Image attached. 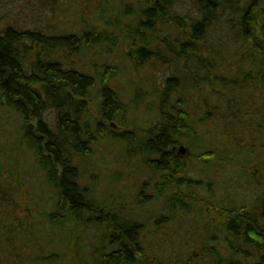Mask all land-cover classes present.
<instances>
[{"label": "trees", "instance_id": "1", "mask_svg": "<svg viewBox=\"0 0 264 264\" xmlns=\"http://www.w3.org/2000/svg\"><path fill=\"white\" fill-rule=\"evenodd\" d=\"M123 12L124 19L137 15L126 59L135 68L152 60L176 68L161 90H152L153 101L137 92L133 104L126 103L109 84L116 67L76 69L66 55H55L102 45L111 54L117 45L111 33L92 26L82 34L56 35L15 25L0 29V199L10 208L7 214L5 202L0 205L1 251L16 252L23 243L28 264H264V176L254 180L260 174L255 145L249 144L247 155L236 146L244 118L251 116L257 129L264 120V0H144L139 12ZM89 101H98L97 118ZM136 101L156 115L151 128L128 120ZM106 144L141 157L152 173L130 204L98 201L95 183L82 182L79 163ZM181 148L191 154L182 156ZM220 162L228 167L226 186L203 177ZM37 173L44 179L39 183ZM243 176L255 183L253 200L224 198L221 190L235 189L233 178L241 183ZM27 177L42 187L38 194L32 188L33 209L32 192L23 193L29 199L23 206L17 197ZM201 198L220 216L212 220L216 245L171 257L161 229L178 214L189 216Z\"/></svg>", "mask_w": 264, "mask_h": 264}, {"label": "rangeland", "instance_id": "2", "mask_svg": "<svg viewBox=\"0 0 264 264\" xmlns=\"http://www.w3.org/2000/svg\"><path fill=\"white\" fill-rule=\"evenodd\" d=\"M143 3L144 0H0V29H4L9 25H15V27L19 26L25 29H40L46 31L50 35H56L71 33L82 34L88 30V27L91 28L92 26L94 31H105L106 34L111 33L117 40V45L111 49V54L109 53L110 50H108L105 45H102L88 52L83 49L79 52V55H75V53L65 54L63 52H57L55 55L60 57L66 55V63L69 64L70 67L76 69H80L84 66L87 67L92 64H94L96 68L98 67V69H101L100 71L104 69L111 71L117 68L119 73L109 84L114 85V88L121 92L126 103H132L130 100L133 99L137 92L146 93L149 100L153 101L150 97L152 90H159L167 78L173 77L176 74V68L174 64L162 65V63L157 60L146 63L144 67L137 66L135 68L132 61L126 59V42L128 40L130 41V34L136 29L137 15L130 19H124L123 10L125 7H128L130 11L139 12V8L143 6ZM192 6V3L188 4L189 8ZM182 12L184 13L183 9ZM182 12L180 13L183 14ZM109 21L112 23L109 24ZM105 66H108V68H105ZM89 71H91V69ZM91 73L93 75L95 72L92 71ZM99 83L101 82L97 81L98 86L96 85V87L91 90L92 99L96 98L95 94L96 90L100 87ZM88 103L90 113L97 118L98 101H89ZM133 107L134 109L131 110L128 115V120L130 122L134 120L138 121H135V123L141 125L142 128H151L155 123L156 115L147 112V106L144 101H136ZM53 117L54 115L50 116L52 122ZM260 120L258 124L259 129H257V127L251 125V123H253V118L251 116L244 118L245 122H243L242 125L245 131H242V128L239 129L240 132L237 134L238 140L236 142V146L246 155L249 151V144L252 143L255 145L254 151L258 158L256 162L258 163L257 167L260 173L259 176H256L254 179L256 181L261 178V175L264 176V120ZM223 145L224 142H222V147ZM181 154L184 157H188L191 152L188 151L187 155L186 150L181 152ZM222 163L220 162L215 168H210V171L213 172L212 175H204L203 177L207 181L209 178L212 182L220 183L222 181L223 183H227L230 179L228 178L227 180L229 171L225 164V167L222 166ZM78 166L80 168L82 182L84 184H88L91 181L95 183L94 189L98 201L112 200V198H114L115 201L117 198L121 203L125 202L128 204L134 199L136 190L139 189L143 183L151 181L152 175L143 164L141 157H128L126 152L119 149L117 145L108 146L106 144L104 146H97L96 152L91 159L79 163ZM214 170H218V173ZM223 173H225L224 177H222ZM116 176L120 178L119 182L115 181ZM198 176L200 175L197 174V177ZM33 179H36L37 183H39L40 180H44L43 175L38 173ZM30 180L32 181L29 177L23 179L25 186L17 196L20 199L21 206H23V202L29 200H25L24 192L27 193L29 190L27 193L29 194L32 192V188H35L33 190L38 194V191L42 189L40 185L33 187L32 183L28 182ZM233 181L232 186L238 184L235 189H227L226 191L221 190L224 198L235 201L238 200L239 202L251 196L253 200V195H250L249 190L255 183L244 176L241 177V183L237 182L234 178ZM261 181L264 182V179ZM150 189L147 190V193L152 192ZM226 192L228 195H226ZM30 195H32L33 202H31V208L33 209V205H35V196L33 192ZM217 195L221 196L219 192ZM45 196L46 197L42 198L43 201L41 206L49 201L48 195ZM203 196L208 200L207 193ZM201 199V202L197 201L194 203V210H192L193 212L190 213L189 216L178 214L176 220L172 224L161 229L162 232L166 230L168 236H161L162 239L160 241L163 246L167 247L166 249L170 250L169 253L171 257L181 254L186 257L188 254H193L194 252L201 253L203 250L198 251V249L204 244H206L205 246L216 245L212 243L213 240L211 239L215 231V225L212 220L214 218L219 219L220 216L214 208H211L210 205L204 202L205 200L203 198ZM4 202L5 201L0 199V205H3ZM160 205L161 206H158V208L162 209L163 204L161 203ZM8 206L6 202L4 207L1 206L7 214L10 212ZM44 207L45 206H43V208ZM22 208L23 207L19 209L20 217L23 215ZM34 208L37 209L35 206ZM199 208H202V210L200 209L202 212L198 211ZM15 211L17 212V210ZM143 215H145V213ZM146 215L148 216L147 213ZM156 216L157 214L153 213L149 221H153ZM4 222V218L0 212V226L5 225L3 224ZM63 232L66 233L67 231ZM2 233V230H0V239ZM59 237L64 239V236L61 234H58V238ZM72 239V243L68 245L71 249L74 248L75 236H73ZM21 245H23V243H20V246L18 245L19 250L16 252L12 249L3 253L0 249V260H2L0 264H28L30 255L26 254V250H20ZM224 247V245L220 244L219 249L222 254L225 253ZM146 261L147 264H159L158 262H152L151 259H146Z\"/></svg>", "mask_w": 264, "mask_h": 264}, {"label": "water", "instance_id": "3", "mask_svg": "<svg viewBox=\"0 0 264 264\" xmlns=\"http://www.w3.org/2000/svg\"><path fill=\"white\" fill-rule=\"evenodd\" d=\"M184 151H186L184 148H181V152H184Z\"/></svg>", "mask_w": 264, "mask_h": 264}]
</instances>
